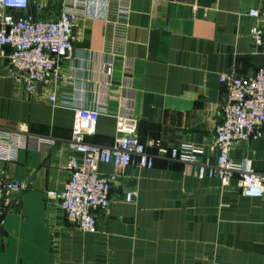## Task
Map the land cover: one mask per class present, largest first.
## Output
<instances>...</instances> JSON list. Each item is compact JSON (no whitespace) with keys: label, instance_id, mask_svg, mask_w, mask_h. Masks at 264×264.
I'll list each match as a JSON object with an SVG mask.
<instances>
[{"label":"crops","instance_id":"1","mask_svg":"<svg viewBox=\"0 0 264 264\" xmlns=\"http://www.w3.org/2000/svg\"><path fill=\"white\" fill-rule=\"evenodd\" d=\"M131 7L124 55L108 79L104 0H93L73 27V49L60 78L29 93L0 66V128L27 129L53 144L32 140L0 174L26 185L4 216L0 264H264V196L243 197L239 179L228 185L198 177L196 165L157 159L117 175L111 206L97 212V227L73 226L49 191L69 181L75 110L102 104L97 134L88 140L114 142L117 116L133 110L139 137L151 153L156 143L210 147L221 121L227 90L222 75L253 77L264 68V46H254L259 21L248 15L264 0H125ZM62 0H31L27 15L54 20ZM56 98V102L50 100ZM66 101L68 105H61ZM237 164L264 168V137L238 145ZM201 161L217 163V151ZM135 191L133 204L125 201Z\"/></svg>","mask_w":264,"mask_h":264},{"label":"built area","instance_id":"2","mask_svg":"<svg viewBox=\"0 0 264 264\" xmlns=\"http://www.w3.org/2000/svg\"><path fill=\"white\" fill-rule=\"evenodd\" d=\"M93 0H62V9L54 20L36 19L27 15L31 0H0V66L8 60L11 76L23 83L29 93L37 91L53 75L59 79L62 61L68 59L73 49V27L81 14L89 9ZM108 10L106 23L107 62L106 75L111 79L117 56L124 55L126 31L129 28L131 7L125 0H104ZM248 15L259 21L252 30L254 46H264V6L251 9ZM7 49L10 52L7 53ZM220 83L227 90L221 106V121L215 129L214 143L206 148L182 145L167 148L156 143L157 152L151 153L139 137V120L133 110L117 116L115 139L111 145H99L88 140L97 134L102 104L75 110L72 136L67 141L73 154L68 164L69 181L61 191L48 195L59 200L61 211L70 224L85 232L97 227V212H106L111 206L110 194L117 175L100 172L102 164L113 165L125 171L133 165L151 170L157 159L168 162L196 165L198 177L216 178L228 185L239 179L243 197L260 199L264 196V168L254 169L250 164H237L232 151L242 144L264 137V68L253 77L222 75ZM56 102L55 97H51ZM61 105H68L66 101ZM53 144L50 137H37L27 129L0 128V161L11 162L28 143ZM217 151V163L208 165L201 161L207 152ZM26 189L5 174H0V230L5 213L14 200ZM136 192L127 191L125 201L133 204ZM219 264V263H214Z\"/></svg>","mask_w":264,"mask_h":264},{"label":"water","instance_id":"3","mask_svg":"<svg viewBox=\"0 0 264 264\" xmlns=\"http://www.w3.org/2000/svg\"><path fill=\"white\" fill-rule=\"evenodd\" d=\"M10 52V49H7V53H9Z\"/></svg>","mask_w":264,"mask_h":264}]
</instances>
